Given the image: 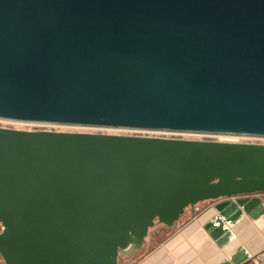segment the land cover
Returning <instances> with one entry per match:
<instances>
[{
    "label": "water",
    "instance_id": "obj_1",
    "mask_svg": "<svg viewBox=\"0 0 264 264\" xmlns=\"http://www.w3.org/2000/svg\"><path fill=\"white\" fill-rule=\"evenodd\" d=\"M0 118L264 137V0H0ZM254 193L264 143L0 126L5 264H119Z\"/></svg>",
    "mask_w": 264,
    "mask_h": 264
},
{
    "label": "crops",
    "instance_id": "obj_2",
    "mask_svg": "<svg viewBox=\"0 0 264 264\" xmlns=\"http://www.w3.org/2000/svg\"><path fill=\"white\" fill-rule=\"evenodd\" d=\"M264 193L204 201L167 238L131 264H260ZM0 264H5L0 258Z\"/></svg>",
    "mask_w": 264,
    "mask_h": 264
},
{
    "label": "rangeland",
    "instance_id": "obj_3",
    "mask_svg": "<svg viewBox=\"0 0 264 264\" xmlns=\"http://www.w3.org/2000/svg\"><path fill=\"white\" fill-rule=\"evenodd\" d=\"M0 126L18 128L23 130H55V131H72V132H93V133H109V134H124V135H144V136H158V137H171V138H188V139H200V140H224V141H242V142H256L264 143V137H238V136H226V135H204L193 133H170V132H154V131H141V130H129V129H114V128H98L93 126L82 125H69V124H45L37 122H25L15 121L0 118ZM204 202V201H203ZM202 202L187 207L185 213L177 221L174 228H168L165 225H156L150 229L147 243L145 246L137 251L130 253L129 255L122 254L119 264H131L143 253L160 243L162 240L168 237V235L174 231L180 224L188 220L197 212V206H200Z\"/></svg>",
    "mask_w": 264,
    "mask_h": 264
},
{
    "label": "built area",
    "instance_id": "obj_4",
    "mask_svg": "<svg viewBox=\"0 0 264 264\" xmlns=\"http://www.w3.org/2000/svg\"><path fill=\"white\" fill-rule=\"evenodd\" d=\"M258 258L260 260V264H264V250H262L259 254H258Z\"/></svg>",
    "mask_w": 264,
    "mask_h": 264
}]
</instances>
